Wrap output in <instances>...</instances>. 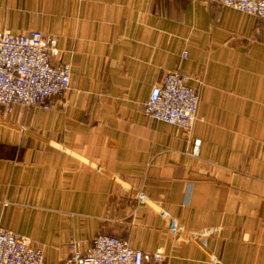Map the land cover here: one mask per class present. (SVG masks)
<instances>
[{"label": "crops", "instance_id": "obj_1", "mask_svg": "<svg viewBox=\"0 0 264 264\" xmlns=\"http://www.w3.org/2000/svg\"><path fill=\"white\" fill-rule=\"evenodd\" d=\"M3 28L55 37L71 75L49 108L0 107V226L44 264L100 232L162 264H264V20L209 0H0ZM175 69L199 96L188 133L143 112Z\"/></svg>", "mask_w": 264, "mask_h": 264}, {"label": "built area", "instance_id": "obj_2", "mask_svg": "<svg viewBox=\"0 0 264 264\" xmlns=\"http://www.w3.org/2000/svg\"><path fill=\"white\" fill-rule=\"evenodd\" d=\"M264 20V0H209ZM59 54L57 40L39 30L12 34L0 29V107L9 110L19 104L30 108H49L52 99L70 88V65L55 63ZM186 56V51L182 52ZM198 92L188 85V76L178 70L165 72L154 84L143 104L144 114L175 125L186 133L197 118ZM199 140L192 154H198ZM136 196L143 201L140 191ZM201 235V234H200ZM187 239L190 236H186ZM71 253L55 264H162L165 255L156 250L143 253L117 235L98 233L86 251L70 246ZM0 264H44L40 249L29 238L0 226Z\"/></svg>", "mask_w": 264, "mask_h": 264}]
</instances>
